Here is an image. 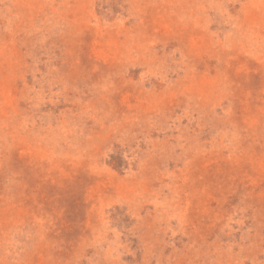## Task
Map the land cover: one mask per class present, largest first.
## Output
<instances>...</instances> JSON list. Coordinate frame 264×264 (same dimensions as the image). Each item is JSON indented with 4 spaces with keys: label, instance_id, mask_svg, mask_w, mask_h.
Listing matches in <instances>:
<instances>
[{
    "label": "rangeland",
    "instance_id": "obj_1",
    "mask_svg": "<svg viewBox=\"0 0 264 264\" xmlns=\"http://www.w3.org/2000/svg\"><path fill=\"white\" fill-rule=\"evenodd\" d=\"M0 264H264V0H0Z\"/></svg>",
    "mask_w": 264,
    "mask_h": 264
}]
</instances>
